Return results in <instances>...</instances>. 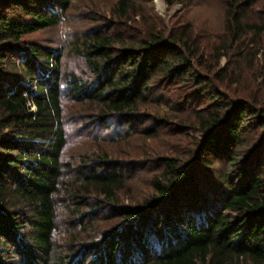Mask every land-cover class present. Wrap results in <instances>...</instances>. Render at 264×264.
<instances>
[{
	"label": "trees",
	"instance_id": "16d2710c",
	"mask_svg": "<svg viewBox=\"0 0 264 264\" xmlns=\"http://www.w3.org/2000/svg\"><path fill=\"white\" fill-rule=\"evenodd\" d=\"M174 1L194 0H168ZM258 1H227L234 40L264 37V0L257 19L247 16ZM69 4L0 0V264H264V137L245 164L236 150L249 119L264 128V107L219 103L222 92L210 87L212 78L195 70L202 51L189 26L171 36L151 30L135 40L91 30L82 54L92 76L68 72L64 78L62 50L24 37L58 25ZM117 11L127 15L135 3L118 0ZM181 79L194 81L215 107L196 112L204 134L197 151L187 161L165 158L163 171L152 177L153 194L142 204H120L119 193L136 173L134 162L102 150H86L75 166L62 161L68 144L64 97L86 106L83 121L112 129L104 140L128 139L141 127L153 137L157 127L142 126L152 116L141 107L157 102L163 85ZM208 156L228 167L200 183L196 167H211ZM66 171H74L71 181ZM60 200L73 238L64 247L54 240ZM108 207L119 218L114 227L81 239Z\"/></svg>",
	"mask_w": 264,
	"mask_h": 264
},
{
	"label": "rangeland",
	"instance_id": "374dc122",
	"mask_svg": "<svg viewBox=\"0 0 264 264\" xmlns=\"http://www.w3.org/2000/svg\"><path fill=\"white\" fill-rule=\"evenodd\" d=\"M130 1L135 3V11L122 15L117 11L118 0H70L69 7L58 25L40 29L24 38L42 46L60 48L64 78L68 72L89 78L92 72L82 54V42L89 31L104 29L120 40H135L151 30L171 36L189 26L192 28L195 43L201 46L202 51L201 58L194 61L195 70L212 78L210 87L214 86L222 92L219 103L225 101L232 107L236 102L247 101L251 106L264 107V37L249 34L245 42L243 38L237 41L232 38L225 20L228 0H194L189 4L176 1L169 3L168 0ZM260 11H263L262 0L247 11V16L255 20ZM199 89L192 80L181 79L163 85L155 94L159 97L158 101L141 107L142 112L152 116H147L148 119L142 126L157 127L155 136L146 137L141 127L134 130L130 138L118 142L114 139L104 140L103 136L112 129L86 123L81 118L87 114L86 106L64 97V122L68 144L62 161L75 166L78 156L85 154L86 150H102L120 162H134L136 173L119 193L120 204H142L153 194L152 177L155 173L163 171L164 159L180 157L187 161L190 152L197 151L196 141L204 138L203 132L196 124V112H205L208 108L214 110L216 101L203 98ZM248 121L242 136L244 144L236 148L240 152L241 160H245L243 164L247 162L244 157L261 147L264 137V128L258 127L254 119ZM95 134L103 139L94 140ZM261 157L264 167V147ZM207 159L212 161L211 167H204L202 164L196 167L200 183L212 182L220 170L228 167L222 159L213 156H208ZM236 169H232L233 174ZM65 174L66 179L71 181L74 171H66ZM64 205L62 200L58 201V224L54 234V240L61 247L73 239L68 230L70 225L66 221L69 218ZM93 219L94 229L82 231L81 239L97 238L119 221L111 207L105 208L103 214H97ZM233 264L254 263L242 260Z\"/></svg>",
	"mask_w": 264,
	"mask_h": 264
}]
</instances>
